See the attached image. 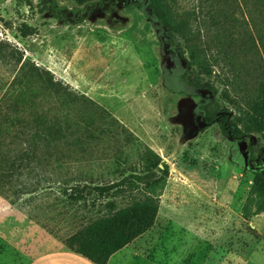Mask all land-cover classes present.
<instances>
[{
	"label": "rangeland",
	"instance_id": "374dc122",
	"mask_svg": "<svg viewBox=\"0 0 264 264\" xmlns=\"http://www.w3.org/2000/svg\"><path fill=\"white\" fill-rule=\"evenodd\" d=\"M157 1L194 66L184 75L212 84L219 106L264 148L260 0H251V15L241 0ZM55 3L59 16L82 10V19L62 22L40 0H0V50L49 71L84 97L86 108L116 120V143L92 140L100 152L93 147L87 159L116 162L126 169L118 178L130 166L139 173L142 152L150 150L169 171L153 226L106 264H264V205L251 190L244 145L226 140L217 125L198 130V98L165 87L171 57L149 17L133 7L85 13L75 0ZM13 73L1 67L0 80L7 84ZM185 84L178 80L179 88ZM52 188L35 204L0 197V264L74 252L67 240L84 223L66 207L67 187ZM87 199L98 203L94 192Z\"/></svg>",
	"mask_w": 264,
	"mask_h": 264
},
{
	"label": "trees",
	"instance_id": "16d2710c",
	"mask_svg": "<svg viewBox=\"0 0 264 264\" xmlns=\"http://www.w3.org/2000/svg\"><path fill=\"white\" fill-rule=\"evenodd\" d=\"M40 1L51 17L62 22L82 19V10L59 16L55 0ZM75 1L85 13H110L119 5L133 7L149 17L163 49L171 57L172 67L163 72L165 87L198 98L194 118L198 130L217 125L226 140L244 145L243 166L252 175V192L264 205V148H257L248 131L233 120L229 109L219 106L212 84L184 75L183 70L194 66L185 58L182 38L158 1ZM241 1L251 15V0ZM176 39L180 42L174 44ZM260 52L264 55V0H260ZM4 66H10L14 73L7 84L0 80V197L35 204L49 196L55 184L67 187L66 207L73 210V219L84 223L69 237L68 246L94 264H106L111 255L153 226L169 174L167 164L145 150L139 173L130 166L128 174L115 177L126 169L120 170L116 162L107 164L87 156L96 147L90 146L92 140L116 143L114 129L121 128L116 120L86 108L84 97H78L49 71L21 59H10L0 50V68ZM179 79L186 82L183 88L178 86ZM76 109L78 113L73 114ZM99 152L96 147L95 154ZM95 165L98 175L92 168ZM93 174L97 178L93 179ZM90 192L97 195L98 203H88Z\"/></svg>",
	"mask_w": 264,
	"mask_h": 264
},
{
	"label": "crops",
	"instance_id": "0c3cea01",
	"mask_svg": "<svg viewBox=\"0 0 264 264\" xmlns=\"http://www.w3.org/2000/svg\"><path fill=\"white\" fill-rule=\"evenodd\" d=\"M123 249V248H122ZM122 249L120 251H122ZM113 257V255H112ZM27 264H94L81 255L68 250H57L36 255Z\"/></svg>",
	"mask_w": 264,
	"mask_h": 264
}]
</instances>
